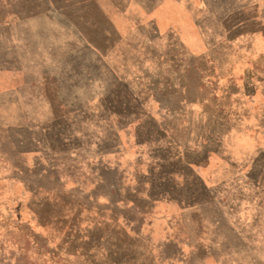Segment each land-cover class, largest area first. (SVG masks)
Masks as SVG:
<instances>
[{
	"label": "rangeland",
	"instance_id": "1",
	"mask_svg": "<svg viewBox=\"0 0 264 264\" xmlns=\"http://www.w3.org/2000/svg\"><path fill=\"white\" fill-rule=\"evenodd\" d=\"M35 262L264 264V0H0V264Z\"/></svg>",
	"mask_w": 264,
	"mask_h": 264
},
{
	"label": "trees",
	"instance_id": "2",
	"mask_svg": "<svg viewBox=\"0 0 264 264\" xmlns=\"http://www.w3.org/2000/svg\"><path fill=\"white\" fill-rule=\"evenodd\" d=\"M165 169V168H164ZM115 184H116V181H113V182H108V186H109V188L110 189H112V188H114L115 187ZM152 185V184H151ZM165 185V184H164ZM157 191L159 190V191H171V188H169L168 186H163L162 184H158V186H157ZM112 193H114V191H112ZM151 196H152V199H154L153 198V194L151 193L150 194ZM117 201H120V199H116V198H110V206H114V205H116V202ZM121 202V201H120ZM143 213H145V211H143V210H139V214H143ZM78 214V213H77ZM140 221V220H139ZM54 255H56V254H54ZM32 264V263H31ZM34 264H36V262L34 263Z\"/></svg>",
	"mask_w": 264,
	"mask_h": 264
}]
</instances>
